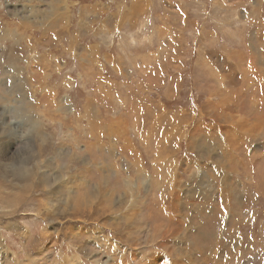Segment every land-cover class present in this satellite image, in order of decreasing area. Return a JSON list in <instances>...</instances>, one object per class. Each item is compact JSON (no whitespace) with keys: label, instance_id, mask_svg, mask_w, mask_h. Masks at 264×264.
Returning a JSON list of instances; mask_svg holds the SVG:
<instances>
[{"label":"rangeland","instance_id":"obj_1","mask_svg":"<svg viewBox=\"0 0 264 264\" xmlns=\"http://www.w3.org/2000/svg\"><path fill=\"white\" fill-rule=\"evenodd\" d=\"M106 1L68 0L67 9L65 3L53 6V0H0V14L24 5L25 25L36 36L45 29L43 15L52 14L50 28L65 35L70 52L77 42L95 40L102 61L108 51L114 59L129 52L142 57L154 46L163 51L156 66L164 80L145 91L148 107L140 116L154 135L148 145L137 132L122 138L133 139L138 152L134 164H126L129 171L124 169L132 175L135 197L147 194L142 169L160 179L151 189L160 207L149 208L159 224L149 228L145 210L135 212L125 196L123 174L107 186L90 179L92 173L82 178L78 151L90 149L76 143L80 139L70 128L78 126L88 102L84 82L92 84L86 68L90 59L64 54L61 74L46 75L57 92V106L42 98L39 84L26 97L32 105H25V96L12 91L20 80L8 83L2 78L6 72L0 78V264H264V0ZM134 3L144 10L128 22L114 20ZM2 48L0 68L6 70L11 60ZM233 49L236 55L250 51L252 64L260 66L261 73H249L246 87L236 82L223 89L222 81L209 74L196 77L202 52L218 69L210 74L234 70ZM168 54L175 56L170 66ZM168 76L175 80L171 96ZM126 94L131 103L141 100L133 91ZM100 96L111 113L126 108L114 107L115 97ZM218 125L225 127L224 135ZM207 196L219 201L203 202ZM208 204L215 205L213 217ZM171 214L173 220L166 219ZM191 222L197 234L188 230ZM121 242L130 245L129 251L118 248ZM136 250L142 251L139 261L132 256Z\"/></svg>","mask_w":264,"mask_h":264},{"label":"crops","instance_id":"obj_2","mask_svg":"<svg viewBox=\"0 0 264 264\" xmlns=\"http://www.w3.org/2000/svg\"><path fill=\"white\" fill-rule=\"evenodd\" d=\"M63 3H65L68 7L67 9H69L68 0H53V6L55 7H60ZM136 7L137 6L135 3L132 4L131 10H129L131 7H124V10L128 9V12L125 11L124 13H116L113 15L114 20H116V22H128L131 18L134 19V17H136L139 12L144 10L142 7ZM23 8L24 5L21 7L10 8L13 10L5 12V15L0 14V48L1 44H3V47H5L2 48L1 54L8 50L7 58H10L11 60V68H6V70H4V66L0 68V78L3 76L4 72H6L8 75L2 78H9L8 83L10 82L11 84L13 79L20 80L19 84L12 87V91H19V93L21 92L25 96V99L31 95L30 93L32 91V87H37L39 84V87L37 88L42 90V98H44L48 104L57 106V103H59L57 101V92L55 89L49 87L48 83L50 84V81L47 79L46 75L48 73L51 75H57L56 73H60L62 71L64 66L62 64L66 58L64 54L80 59L78 55L82 53V58H87L88 60L90 59L86 68L89 81L92 82V84L84 82V87L88 95V102L83 108V111L78 114L80 116V122H76V125L78 126H73L70 128L73 138L80 139L76 140V143L79 144L82 141V144L88 148L87 150L90 149L89 151H78L80 152V156H77L83 164V171H81L80 174L82 178H85L87 175L92 173V177H90V179H96L97 181L103 180L104 182L101 181L103 186H107L108 182L111 183L114 176L118 177L120 174H123L124 176L121 178L125 179V183L128 188L125 196L128 199L129 197L132 199V205L137 207V209H134L135 212L139 214V211L144 213L145 210L144 214H146L150 223L149 228L158 225L159 221L157 220L158 222L155 223L153 211H158L160 204L158 201L154 202L157 197L155 193L151 191V189H153V185L156 187V184H160V179L158 177H154V173L152 175L149 173L148 177L147 173L142 169L141 175L145 184H143L142 188L147 194L142 198L135 197L132 175H126L124 173V169L129 161L134 164L138 152L137 148L133 147L134 143H132V138L131 142L125 139L122 140V138H130L128 135L131 136L133 135V132H137L138 136L142 137L144 145L145 141H147L146 144L148 145V137L154 135L153 127L150 126L149 129L144 127L142 125L143 120L140 116H145L146 107H148L144 103L143 94L145 91L154 88L155 84L159 85L160 82L164 80L158 73L156 66V64H158L159 68L161 64L160 59L163 51L160 48L155 49L154 46L153 49L144 50L142 52V57H140L138 54L134 55L133 53L129 52L130 54L128 53V55H125L129 59L128 62H125V56L119 57V59H114L112 52L108 51V53L104 55L105 60L102 61L99 46L95 44L97 41L94 40L91 41L92 43H87L85 40V42H77L76 50L70 52V46H65V35L59 37L58 32L61 31H56L53 28H50V24L54 23V20H52V14H48V16L43 15L45 29L40 36H36L34 34L32 35L27 29L29 24L25 25L26 17L22 16L24 14V10H22ZM16 10L22 11L18 12ZM79 36L82 38L81 35ZM62 40L65 41L63 42ZM249 40L250 38L248 37V41ZM58 48H61L62 53L57 52ZM20 49L25 50V55L18 52ZM231 53L233 57L236 55L234 49ZM201 56H204V59L200 58V62L196 65V77L201 73L209 74L212 76L214 81H222L223 89H228L229 85H234L236 82L239 85L241 83L243 87H246L248 85V77L250 72L256 74L261 73L260 66L252 64L250 59V51L240 53L235 56L237 60L233 63L232 68L234 70L229 69L226 72L220 71L219 73L213 74H210L211 68H213V70L216 72H218V69L217 67H212L209 65L210 61H208L206 57H209V54L202 52ZM166 57L168 58L169 65V59L175 56L168 54ZM129 64L132 67H129ZM133 68L137 71V74L133 71ZM168 71L170 72L169 67ZM174 82L175 80L170 76L168 78V87H166L169 89V96H171L173 93L172 89ZM2 86L3 85L0 87L2 88ZM37 88L36 91H38ZM8 90L10 91V87ZM131 91L136 93L137 97L141 96V100L131 103L126 94L128 93V95H130ZM27 92L29 94H26ZM100 94L117 98L118 103L116 106L114 105V107H117L120 104L121 106H126V108L116 109L115 113L109 112L107 109V104L105 103V99H103ZM27 99L24 104L32 105L33 101H28ZM21 102L23 103V101ZM151 103L157 105V101H152ZM104 106L105 109L103 108ZM150 113L154 115L156 119H158V116L153 110H150ZM129 126H131L130 130H128ZM73 128H78L81 134L74 133L75 130ZM218 129L220 130V134L224 135L225 127L218 125ZM83 136L86 139L85 142L83 141ZM60 150L61 147L58 151L60 152ZM61 151L66 152V148L65 150ZM120 160L124 162L125 166ZM197 162L200 164V161L197 160ZM90 166L92 169L88 170L87 168ZM157 168H159L158 165ZM140 199L145 202V205H141V203L137 202V200ZM202 201L216 203L219 200L218 196H207L202 199ZM207 206L208 207L206 210L208 214L213 217L215 214V205L213 206L208 204ZM149 208H151L153 211L149 210ZM165 217L166 219L173 220V218H171L173 217L172 214L169 217ZM181 217L186 218L185 216ZM173 224L174 223L172 222L168 223L170 227H172ZM190 225L191 226L188 230L191 231V234H197L198 228L195 227V223L191 222ZM220 225L218 223L216 226L219 228ZM157 227L155 230L159 229ZM141 228L142 226H138L136 231H138L140 234H143ZM220 228L221 233L224 234V225H222ZM131 231L133 230H130L129 232ZM152 234L153 233L151 230L148 235ZM106 245L113 247L112 243H107ZM118 246V248L123 251L126 248L128 249L127 251H129L130 245L126 247L124 242H121ZM132 256L137 261H139L141 256H143L142 251L140 252L139 250H136L134 253H132ZM114 263L129 264V262L125 260Z\"/></svg>","mask_w":264,"mask_h":264},{"label":"trees","instance_id":"obj_3","mask_svg":"<svg viewBox=\"0 0 264 264\" xmlns=\"http://www.w3.org/2000/svg\"><path fill=\"white\" fill-rule=\"evenodd\" d=\"M77 1H79V3H87V2H92L93 3V1H96V0H77ZM103 1H106V0H103ZM106 2H108V1H106ZM112 8H114V7L112 6ZM79 91H81V90L79 89Z\"/></svg>","mask_w":264,"mask_h":264},{"label":"built area","instance_id":"obj_4","mask_svg":"<svg viewBox=\"0 0 264 264\" xmlns=\"http://www.w3.org/2000/svg\"><path fill=\"white\" fill-rule=\"evenodd\" d=\"M125 171H129V168L128 167L127 168L125 167Z\"/></svg>","mask_w":264,"mask_h":264}]
</instances>
